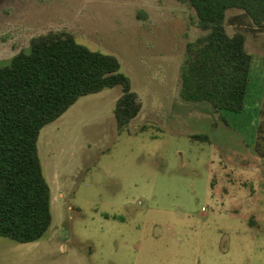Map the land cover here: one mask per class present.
<instances>
[{"label": "rangeland", "instance_id": "obj_1", "mask_svg": "<svg viewBox=\"0 0 264 264\" xmlns=\"http://www.w3.org/2000/svg\"><path fill=\"white\" fill-rule=\"evenodd\" d=\"M253 55L242 112L179 96L186 43L202 31L178 0H0V66L31 37L67 30L116 55L142 101L118 131L115 86L45 125L38 149L52 224L34 242L0 237V264H264V23L229 9ZM202 134L206 139H195Z\"/></svg>", "mask_w": 264, "mask_h": 264}, {"label": "trees", "instance_id": "obj_2", "mask_svg": "<svg viewBox=\"0 0 264 264\" xmlns=\"http://www.w3.org/2000/svg\"><path fill=\"white\" fill-rule=\"evenodd\" d=\"M192 8L202 33L186 43L179 96L211 109L239 113L246 105L253 55L246 34L227 31L229 9L252 24L264 23V0H178ZM121 87L113 113L122 131L142 108L119 58L80 43L67 30L31 37L28 49L0 66V237L17 243L40 240L52 224L51 188L38 149L41 129L80 97ZM255 150L264 157V104ZM219 117H221L219 115ZM195 139L205 135L193 134Z\"/></svg>", "mask_w": 264, "mask_h": 264}]
</instances>
